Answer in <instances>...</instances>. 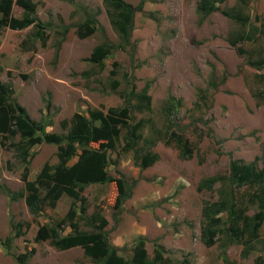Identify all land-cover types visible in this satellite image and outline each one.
Here are the masks:
<instances>
[{
    "label": "rangeland",
    "instance_id": "rangeland-1",
    "mask_svg": "<svg viewBox=\"0 0 264 264\" xmlns=\"http://www.w3.org/2000/svg\"><path fill=\"white\" fill-rule=\"evenodd\" d=\"M126 1L137 6L141 0ZM36 2L48 27L46 45L33 39L32 27L0 28L1 80L12 87L13 97L33 119L48 122L47 131L64 134L62 121L76 112L88 115L89 109L128 105L133 122L144 119L145 137L156 141L152 149L160 159L146 169L136 165L134 152L123 149V141L111 153L109 173L123 175L131 186V197L120 209L115 207V183L92 184L83 192L88 216L108 220L105 230L120 254L129 255L143 236L151 254L156 243L165 246L170 264H264V225L262 242L248 257L234 243L226 261L222 241L213 246L202 241L204 208L218 200L219 185L199 189L205 177L227 176L232 159L251 162L264 154V103L258 97L264 67L251 64L264 60V0H225L204 19L198 13L200 0H147L135 15L128 44L121 41L103 0ZM13 10L16 16L22 13L18 5ZM224 10L240 14L247 23ZM89 17L97 19L96 31L80 38L77 27ZM99 44L111 46L104 68L88 60ZM147 87L151 105L140 111L132 90L140 93ZM172 131L189 139L191 158L166 142ZM1 141L0 263L19 264L17 255L34 248L27 264H93L81 247L59 250L48 240H35L40 225L63 218L73 199L64 195L55 208L32 215L25 197H12L25 192L24 165L11 140ZM147 142L141 140L140 146ZM57 151L55 144L34 145L29 178L36 179L45 163L55 164ZM248 193H239L246 205L251 203ZM80 228L93 229L86 219ZM70 231L67 227L63 234Z\"/></svg>",
    "mask_w": 264,
    "mask_h": 264
},
{
    "label": "trees",
    "instance_id": "trees-1",
    "mask_svg": "<svg viewBox=\"0 0 264 264\" xmlns=\"http://www.w3.org/2000/svg\"><path fill=\"white\" fill-rule=\"evenodd\" d=\"M111 23L120 39L130 43L134 30L135 15L141 11L147 0H141L136 6L126 0H103ZM225 0H200L198 13L204 19L209 14L219 11V2ZM22 9L20 16L14 14V6ZM36 0H0V28L9 27L14 30L33 28V39L46 45L49 34L47 25L42 22L37 12ZM223 13L236 21L247 23L240 14L228 11ZM97 19L89 17L77 27L80 38H86L96 31ZM68 28L58 43H63ZM251 39V36H248ZM235 45L236 42H233ZM59 50V49H58ZM239 48L238 52L241 53ZM111 53V46L99 44L94 47L88 60L101 68L105 67V59ZM257 69L264 67V60L252 61ZM3 68L0 65V137L1 143L10 139L17 151V157L24 165L22 180L25 192L13 194V198L25 197L26 204L32 215H40L45 208L53 209L62 196L73 199L67 214L57 221L40 225L35 240L49 241L50 245L59 250L81 247L93 264H170L163 244L156 243L151 254L147 248V240L140 236L134 241L129 255L120 254L121 248L113 244L105 228L108 220L100 214L88 216L86 199L83 192L92 184L115 183L118 194L115 207L120 209L131 197V186L126 178L112 176L109 166L112 162L111 153L117 151L123 141V149L134 152V160L141 169L154 165L160 155L152 149L156 141L145 137L147 127L145 120L133 122L132 111L128 105L102 109H89V114L76 112L70 119L62 121L64 133L47 131L48 122L33 119L27 109L13 97L12 87L1 80ZM264 83V74L259 76ZM118 81H114V88ZM132 95L139 99V110L149 108L151 95L148 87ZM264 103V89L258 94ZM141 140L148 141L147 147L140 146ZM41 142L55 144L58 147V161L55 164L45 163L36 179H30L31 149ZM175 143L183 158H191L194 149L189 139L175 131L166 141ZM75 157L77 159L74 161ZM219 185L218 200L204 208L205 222L201 229L202 241L213 246L223 242L224 258L227 261L228 246L237 243L242 245V256L248 257L255 251L261 240L264 225V154L251 162L232 159L229 174L212 175L199 182L200 190H213ZM6 192L11 190L5 187ZM249 191L251 203L241 202L240 191ZM253 207V212L249 213ZM226 215V216H225ZM86 219L92 230H82L80 221ZM70 227L68 234H63ZM20 234V232H18ZM10 240V238H8ZM35 249L17 255L19 264H27ZM262 257V256H261ZM1 264V263H0Z\"/></svg>",
    "mask_w": 264,
    "mask_h": 264
}]
</instances>
